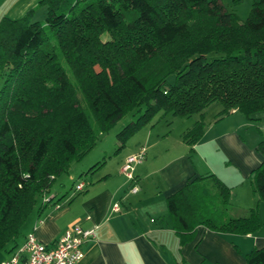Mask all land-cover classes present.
I'll use <instances>...</instances> for the list:
<instances>
[{
	"label": "trees",
	"instance_id": "16d2710c",
	"mask_svg": "<svg viewBox=\"0 0 264 264\" xmlns=\"http://www.w3.org/2000/svg\"><path fill=\"white\" fill-rule=\"evenodd\" d=\"M75 2L41 0L44 20L33 9L0 21V251L16 243L54 180L129 111L143 110L120 130V147L161 110L200 115L183 134L191 147L215 102L219 118L239 110L258 120L264 111V0H253L244 22L221 0ZM258 151L264 156V138ZM251 178L264 200V160ZM230 190L209 174L168 197L182 243L200 225L242 235L260 228L258 208L233 214ZM246 256V264H264V247Z\"/></svg>",
	"mask_w": 264,
	"mask_h": 264
},
{
	"label": "crops",
	"instance_id": "0c3cea01",
	"mask_svg": "<svg viewBox=\"0 0 264 264\" xmlns=\"http://www.w3.org/2000/svg\"><path fill=\"white\" fill-rule=\"evenodd\" d=\"M40 1L0 0V21L20 18L33 9L34 19L44 20L47 7ZM259 117L251 120L239 110L222 118L217 115L205 123L203 138L192 147L183 141L185 132L175 137L169 130L155 137L149 132L124 150L118 165L106 169V163V172L92 176L84 191L61 196L50 191L41 197L43 206L31 212L16 243L0 251V264L30 233L53 245L74 223L97 227L96 238L83 245L85 256L78 264H246V255L264 247V200L254 191L251 178L264 160L258 151L264 138V111ZM260 120L263 128L256 125ZM142 148L146 154L135 168L139 186L135 193L121 168L127 156ZM209 174L231 188L235 216L258 208L261 226L255 233H222L200 225L192 239L181 242L167 199L189 179ZM116 203L121 204L119 211L113 209Z\"/></svg>",
	"mask_w": 264,
	"mask_h": 264
},
{
	"label": "rangeland",
	"instance_id": "374dc122",
	"mask_svg": "<svg viewBox=\"0 0 264 264\" xmlns=\"http://www.w3.org/2000/svg\"><path fill=\"white\" fill-rule=\"evenodd\" d=\"M75 1L77 0H67V3L69 2L76 3ZM221 1L226 6V9L236 13L239 22H244L245 20H247L252 9L251 7L253 6V0H221ZM81 3L83 4L84 2ZM109 38H110L109 34H106L103 37V39H109ZM96 69L99 71L100 68L96 66ZM69 75L72 81H75L74 79H76V77L73 76L72 71L69 72ZM168 77L170 81L172 82L174 81L175 77L173 75H169ZM0 81H3V77L1 73H0ZM80 90L77 93H78V98L80 99V103L82 104L81 106L85 107V109L88 112H90L89 106H87V102L85 101L83 94L80 93L81 92ZM222 108L223 107L220 102H215L211 104L205 110L204 113L205 123L215 120V118L218 115V112H220ZM142 112L143 110L138 111L136 109L129 111L127 114L120 117V119L115 124H113L108 130L101 133L100 138L96 143V146L90 152H88L84 157H81L80 160L76 159L72 161L71 165L69 166V170L59 175L54 180L53 184L51 185L52 186L51 194L56 193L59 196H61L63 193L66 192L77 193L76 184H78L80 181H86L90 183L92 176H97V174H104L106 172L104 167L107 164L108 166H106V169L112 165L114 166L118 165V163L123 159L121 155L124 152V150L126 148H130L132 146L137 145L138 144L137 142H139L140 138L148 135L149 132L152 133L153 137H155L158 134H162L163 130H169L170 132H173L172 134L174 137L179 136L183 132H186L189 128L193 127L194 123L200 118V115L198 114H194L190 117H180V115L174 116L173 113L167 112L166 110H161L152 116L149 123L144 124L139 129H137L136 132L130 135L123 143L124 145L120 147L119 144L120 141L118 137L120 130L128 126L130 122L135 121L138 118L137 116L140 115V113ZM242 114L245 115V113ZM93 117L94 116L90 114L89 119H91V121L94 123L95 120L93 119ZM262 124H263V120L262 121L260 120V122H258V124L256 125L263 128ZM127 158L128 156L126 157L125 162ZM102 162L105 163L97 166L96 168L94 167L95 165H98L99 163ZM102 169H104L103 173H101ZM38 199L39 202L42 201L41 197H39Z\"/></svg>",
	"mask_w": 264,
	"mask_h": 264
},
{
	"label": "built area",
	"instance_id": "2783aa9c",
	"mask_svg": "<svg viewBox=\"0 0 264 264\" xmlns=\"http://www.w3.org/2000/svg\"><path fill=\"white\" fill-rule=\"evenodd\" d=\"M146 149L129 155L121 170L126 174L130 183V191L138 192L137 177L135 168L145 159ZM86 181L76 184L77 192L84 191ZM60 205H57L59 208ZM120 203L114 206L115 211H119ZM97 227L86 228L81 224L70 225L59 239L49 245L39 238L35 233H30L22 245L13 251L12 256L5 259L1 264H78L85 256L83 245L96 238Z\"/></svg>",
	"mask_w": 264,
	"mask_h": 264
}]
</instances>
